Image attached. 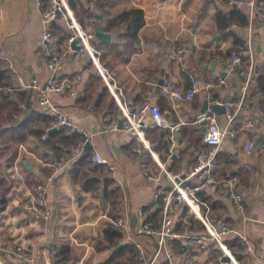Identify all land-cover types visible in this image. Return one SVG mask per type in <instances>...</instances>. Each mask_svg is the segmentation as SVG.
<instances>
[{"label":"crops","instance_id":"crops-1","mask_svg":"<svg viewBox=\"0 0 264 264\" xmlns=\"http://www.w3.org/2000/svg\"><path fill=\"white\" fill-rule=\"evenodd\" d=\"M106 7L112 17L133 8L144 11L145 25L139 32L138 49H124L122 46L127 43L126 40L118 39L121 46L111 48L105 45L106 51L103 44L114 40L106 31L109 35L107 41L102 42L96 37L93 43L99 50H105L107 63L102 66L119 87L123 102L130 109L145 103L157 105L174 127L173 130L145 128L150 150L171 173L196 162L194 151L203 146L201 137L204 128L192 122L196 113L208 103L202 92L193 101L173 109L170 97L162 88L186 90L191 85L189 75L215 82L220 76L225 78L226 85L215 84L214 95L225 101L240 97L243 87H246L245 109L236 122L239 133L235 139L224 140L219 153L217 178L236 179L234 188L245 196L249 220L243 222L232 201L217 187L209 192L214 195L210 208L212 216L228 218L240 233H245L252 241L253 254L247 253L244 248L236 256L229 249L237 262L264 264V126H249L252 118H264V21L255 22L253 26V63L244 59L234 73H227L230 52L245 41L248 30L246 26L236 27L228 33L218 30L217 11L233 9L222 0H110ZM41 8L37 0H0V57L13 62L18 78L16 85L20 88L1 95L7 97L0 105V115L6 120L3 134L11 139L14 135L25 137L16 147L13 164L6 169L12 187L7 195L8 206L0 213V264H57V251L61 247L72 249L74 260L68 264H105L115 249L98 247L104 229L114 220L111 211L128 219L133 230L139 222L138 209H155V194L160 190H169L171 184L140 140L130 133L112 129L114 124L120 125L121 111L112 94L116 103L113 110L116 112L108 109V102H99L104 87H108L87 54L77 60L69 57L58 72L47 67L49 53L58 52L67 43L60 49L55 43H50L47 49L40 45L47 29ZM90 8L93 9L94 4ZM237 9L245 15L248 13L245 6ZM57 23L70 31L65 19ZM86 29H89L88 23ZM122 33L123 30L117 34ZM172 44L186 49L180 59L169 56L167 48ZM94 74L99 75L101 80L92 85L91 76ZM31 79L37 80V86L63 79L73 81L74 95L71 92L51 93L52 106L89 133V150L108 160V164L98 165L108 171L109 165L114 167L109 173L119 187L121 199L117 204L103 202L102 193L85 192L80 184L72 182L69 171L74 159L65 162L49 180L54 172V163L62 155L69 158L71 151L61 150L58 155V151L46 145L47 140H43L42 136L47 135L48 138L52 127L42 135L30 131L34 122L38 123L45 116L55 119L52 113L43 114L40 110L36 88L21 87V83H29ZM218 112L222 114V109L218 108ZM16 119L20 120L18 128L12 124ZM147 121L151 122V119L148 117ZM220 123H225L222 115ZM156 128L158 130L154 131ZM160 132H165L164 143L159 140ZM170 137L177 142L176 153L171 159L167 156ZM250 139L256 142V153L245 156L242 147ZM157 140L161 141L160 144ZM8 144L11 147L15 145L9 140ZM182 155L185 159L176 166V170H169L172 162ZM49 169L52 172L45 175L44 172ZM150 169L157 178L150 179L145 175V170ZM224 172L226 176L222 175ZM32 176L48 186V206L51 210L48 219L34 218L28 213L36 198V184L29 180ZM181 213H188V217L197 219L184 204L176 214ZM234 240L233 236H226V243L232 244ZM129 242L141 243L148 257L153 256L157 249L155 236H133ZM18 249L24 256L19 255ZM166 253L172 256L173 264H232L211 241L200 247L184 238L168 237L161 264H170Z\"/></svg>","mask_w":264,"mask_h":264},{"label":"built area","instance_id":"built-area-1","mask_svg":"<svg viewBox=\"0 0 264 264\" xmlns=\"http://www.w3.org/2000/svg\"><path fill=\"white\" fill-rule=\"evenodd\" d=\"M37 4L41 5V0H37ZM226 5L229 8L245 6L248 9V23L246 26L248 35L245 38L243 47L238 53H235L231 57L226 65V72L234 73L244 59L248 60L250 63L254 61L255 53L252 41L253 26L255 22L264 21V0H228ZM58 12H60L63 19L68 22V26L73 30V35L64 48L60 49L58 52L49 53L48 60L46 61L47 67L53 72H58L63 69L65 61L69 57L77 60L83 54H87L103 77L121 111L122 125L114 124L112 129L130 133L140 140L154 156L164 176L171 184L169 190H160L154 197V200L157 201L160 193L165 194L163 215L159 226L153 221L146 220L143 207L139 208L137 211L139 222L133 230L130 228L128 219L122 216L112 221L113 226L123 232V243L129 242L133 236L138 235L155 236L157 238V249L153 256L150 257L146 255L145 249L141 243L134 242L137 264H161L165 251V241L168 237L184 238L189 243L200 247L206 246L207 242L211 241L222 250L223 254L230 259L232 264H239L226 244V236L231 235L241 240L247 253L253 254L254 246L250 238L245 233H240L235 224L228 220V218L223 216L214 218L211 214L210 206L206 205L198 196L199 192H210L217 187L224 191L226 196L232 201L235 211L242 216L243 222L249 220L245 206V196L242 192L234 188L236 179L234 177L226 179L217 178L219 153L224 140L227 138L235 139L239 133L236 122L239 115L245 109L246 87H243L240 97L229 98L225 101L219 100L214 95L215 84L221 86L226 85L225 78L220 76L216 78L215 82L189 75L191 85L186 90H172L169 87L162 88L163 92L170 97L173 109L178 108L179 105L183 103L193 101L196 95L202 92L205 93L208 103L206 107L196 113L192 122V124H197L204 128L201 137L203 146L194 151L196 162L187 167H182L177 173H171L150 150L145 137V128L161 127L173 130L174 127L157 105L145 103L130 109L123 102L119 87L114 81H111V76L107 72V69L100 63L101 52L93 43V39L96 38V28L94 27L93 19L88 21L89 29L84 30L76 20L66 0H53L52 4L42 12V19L47 29L42 35L40 45L47 49L50 43H54L50 26L52 21L58 19L60 15H58ZM234 28H236L234 25L229 27L230 30ZM75 38L78 39L77 49L71 47V43ZM185 52V48L177 47L174 44L168 47V53L172 59H180ZM4 59L7 60L5 70L10 83L4 86L0 85V95H6L20 89L16 85L18 78L13 62L8 58ZM21 87L37 89V102L40 110L52 113L51 115L55 118L52 122V128L68 127L80 136L78 143L72 148L71 153L68 154L69 158L62 155L57 162L54 163V172L49 176V180H51L59 169L65 165V162L83 155L86 151V146L90 143L89 133L82 127L73 124L63 114L57 112L50 100L51 93L61 94L71 92V94L74 95L73 81L70 79H63L59 82L51 81L45 86H37V80L31 79L29 83H21ZM218 108H222V114L218 112ZM220 115L225 119L224 125L220 123ZM148 117L151 119V122L147 121ZM249 126H264V118H252L249 122ZM42 139L46 140L47 135H43ZM176 149L177 142L173 137H170L167 150L169 159L175 155ZM242 152L245 156H254L256 153L255 140H248L242 147ZM92 161L101 165L108 164L107 159L96 153L93 154ZM109 169L112 171L114 167L109 165ZM144 173L150 179L157 178V175L155 172L151 171V169L148 171L145 170ZM37 180L35 203L28 208V213L34 218L48 219L51 215V210L48 206V186L42 180ZM182 204L187 206L189 212L202 223L204 230L199 232L187 231L185 233L177 231V217H181L184 221H186L188 217V213H181L178 216L176 214ZM204 207L206 208L203 210ZM18 252L20 256H24L21 249H18ZM165 257L170 264H173L172 256L169 253H166ZM221 263L223 262L221 261Z\"/></svg>","mask_w":264,"mask_h":264},{"label":"trees","instance_id":"trees-1","mask_svg":"<svg viewBox=\"0 0 264 264\" xmlns=\"http://www.w3.org/2000/svg\"><path fill=\"white\" fill-rule=\"evenodd\" d=\"M70 9L72 10L76 20L81 26H86L90 19L94 21V27L97 29L99 26H103L104 30L110 33L114 40H111L109 43H104L103 46L106 51L108 49L105 48V45L110 46L111 48H117L119 45V40H126L127 43L122 47L124 49H138L139 42V32L145 25V14L144 11L140 8H133L130 10H126L120 15L116 17H112L110 12L106 9V5L110 0H66ZM226 5L228 0H222ZM53 0H41V9L46 10L51 4ZM94 4V8L91 9L90 5ZM62 15L58 16V20L62 19ZM218 30L221 33H228L230 30L229 27L234 25L238 28H244L247 26V15H245L242 11H239L236 7L231 9L230 11H217L216 13ZM86 24V25H85ZM82 26V27H83ZM51 33L53 35V41L58 46V49L64 44L67 43L70 37L73 35V30L67 32L66 28L59 23L51 24L50 26ZM123 30L122 34H117ZM119 38H118V37ZM117 42V44H116ZM244 42L241 45L236 46V48L230 52V57H232L235 53H238L240 49L243 47ZM168 49V48H167ZM104 50V51H105ZM101 52L100 63L105 66L106 58L105 52L99 50ZM7 65V61L0 57V85H7L10 83L9 77L6 74L5 67ZM92 85L95 82H99L101 77L99 75L91 76ZM93 88V86H91ZM7 97H1L0 95V105L3 101H5ZM99 102L105 103L110 109L111 112H116L113 108L116 106L115 101L109 92V90L104 87L102 93L99 96ZM43 114H49L48 112L42 111ZM16 115V114H14ZM6 120H3L0 115V213L3 212L8 206L7 195L9 194L12 184L8 177L6 169L9 168L17 155L16 147L22 142L24 135L17 138L14 137L7 138L3 133H5V129H3V124ZM19 119L12 121L14 126H19ZM53 119L49 116H45L41 119L34 122L30 131H36V133L43 134L45 130H48L52 127ZM36 127H40L39 130H35ZM158 130L157 128L154 131ZM165 132H160L159 140L164 143L163 135ZM4 135V136H3ZM2 138V139H1ZM80 136L68 127H62L59 131L53 132L48 135L47 146L58 151L63 150L70 153L71 148H73L79 141ZM8 140L13 142L15 145L11 147L8 144ZM157 140V143L160 144L161 141ZM92 150L85 151L83 155L77 157L73 161L72 168L69 171V176L72 182L75 184H80L82 190L90 193H102V201L103 202H111L112 204H117L120 199L119 187L113 178L110 177V171L104 168V166L96 165L92 161ZM184 156L182 155L180 158L175 159L172 162V167H169V170H174L176 166L178 167L182 161L184 160ZM163 160V159H162ZM172 168V169H171ZM176 170V169H175ZM52 170H46L44 172L45 175H49ZM223 176L225 172L222 173ZM221 178V177H220ZM230 178V177H227ZM32 179V182L38 184V180L32 176L29 180ZM222 179H226L225 177ZM160 190V189H158ZM198 196L200 199L208 206H213L214 203V195H211L208 191L199 192ZM164 197L165 194L160 193L159 198L155 203V209L153 207H143V210L146 214V220L153 221L157 226L162 219L163 208H164ZM116 206L113 207L115 209ZM206 207L203 208V210ZM212 208V207H211ZM186 214V213H185ZM111 216L113 219L118 218L119 216L114 211H111ZM214 217V216H213ZM216 218V217H214ZM177 231L180 233H185L187 231L190 232H199L204 230L202 223L193 217H187L186 221H183L182 218L177 220L176 225ZM227 244V247L232 251L234 255H238V252H242L244 250V246L241 243V240L238 237H235V240L232 244ZM106 247H113L115 252L112 257H110L105 264H137L136 259V249L132 242H128L123 244V232L119 229H116L113 224H109L107 228L104 229V235L101 242V245L98 249H103ZM118 258V259H117ZM72 260H74V254L72 253V249L69 247H61L57 251V264H68ZM127 261L129 263H127Z\"/></svg>","mask_w":264,"mask_h":264},{"label":"water","instance_id":"water-1","mask_svg":"<svg viewBox=\"0 0 264 264\" xmlns=\"http://www.w3.org/2000/svg\"><path fill=\"white\" fill-rule=\"evenodd\" d=\"M60 14V12H58V15ZM57 23V19L52 21V24H56ZM96 37L102 41V42H105L109 39V35L105 32L103 26H99L97 29H96ZM77 42H78V39L75 38L72 43H71V47L73 49H77ZM207 106V105H206ZM222 109V108H221ZM223 111V110H222ZM120 125H122V120L120 121ZM57 130V128H52L51 130H49V133H53ZM91 145L90 143L86 146V151H88L90 149Z\"/></svg>","mask_w":264,"mask_h":264},{"label":"rangeland","instance_id":"rangeland-1","mask_svg":"<svg viewBox=\"0 0 264 264\" xmlns=\"http://www.w3.org/2000/svg\"><path fill=\"white\" fill-rule=\"evenodd\" d=\"M84 23L87 24V22H85V20H84ZM86 24H85V25H86ZM82 26H83V25H82ZM68 28L70 29V27H68ZM83 29H84V30H87V29H86V26H83ZM70 31H71V29H70Z\"/></svg>","mask_w":264,"mask_h":264}]
</instances>
